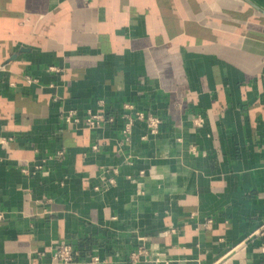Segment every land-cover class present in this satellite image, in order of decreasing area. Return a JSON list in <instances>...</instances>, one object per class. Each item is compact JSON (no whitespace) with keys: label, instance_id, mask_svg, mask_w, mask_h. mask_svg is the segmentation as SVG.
<instances>
[{"label":"crops","instance_id":"0c3cea01","mask_svg":"<svg viewBox=\"0 0 264 264\" xmlns=\"http://www.w3.org/2000/svg\"><path fill=\"white\" fill-rule=\"evenodd\" d=\"M263 224L264 14L0 0V264H264Z\"/></svg>","mask_w":264,"mask_h":264},{"label":"built area","instance_id":"2783aa9c","mask_svg":"<svg viewBox=\"0 0 264 264\" xmlns=\"http://www.w3.org/2000/svg\"><path fill=\"white\" fill-rule=\"evenodd\" d=\"M138 119H144L143 114H138L137 115ZM100 120V116L98 115H89L88 118L85 120L86 126L88 128H95L98 124V121ZM66 121L71 123L74 122L76 123L77 120L72 119V117L68 116L66 117ZM146 123H147V128H148V132L150 134H156L160 125V121L159 119L153 117V116H147L146 119ZM133 121H129L126 125H125V129L123 131V137L125 138L126 141L129 140V135L131 133V127H132ZM63 153L57 152V156H61ZM98 189V188H96ZM261 233L264 231V224L261 226ZM231 253V252H230ZM42 255V254H41ZM228 255V254H227ZM224 257H222L223 259ZM51 259L56 263V264H72L74 262L75 259V254L74 251L72 249V247L69 244H61L60 246H58L52 256Z\"/></svg>","mask_w":264,"mask_h":264},{"label":"water","instance_id":"95a60500","mask_svg":"<svg viewBox=\"0 0 264 264\" xmlns=\"http://www.w3.org/2000/svg\"><path fill=\"white\" fill-rule=\"evenodd\" d=\"M245 2H247L248 4H250L251 6H253L256 10L260 11L262 14H264V11L261 10L257 5H255L253 2H251L250 0H243Z\"/></svg>","mask_w":264,"mask_h":264},{"label":"rangeland","instance_id":"374dc122","mask_svg":"<svg viewBox=\"0 0 264 264\" xmlns=\"http://www.w3.org/2000/svg\"><path fill=\"white\" fill-rule=\"evenodd\" d=\"M231 254V253H230ZM222 257H224L223 258V260H222V263L221 264H227V263H229V261H230V259H231V257H230V255H224V256H222Z\"/></svg>","mask_w":264,"mask_h":264}]
</instances>
